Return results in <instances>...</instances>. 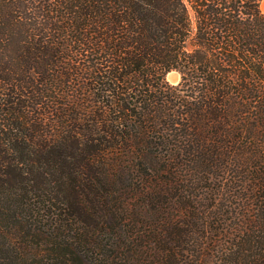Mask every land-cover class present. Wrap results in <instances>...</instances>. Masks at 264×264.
Listing matches in <instances>:
<instances>
[{
	"label": "rangeland",
	"instance_id": "obj_1",
	"mask_svg": "<svg viewBox=\"0 0 264 264\" xmlns=\"http://www.w3.org/2000/svg\"><path fill=\"white\" fill-rule=\"evenodd\" d=\"M262 3L0 0V264H264Z\"/></svg>",
	"mask_w": 264,
	"mask_h": 264
},
{
	"label": "bare ground",
	"instance_id": "obj_2",
	"mask_svg": "<svg viewBox=\"0 0 264 264\" xmlns=\"http://www.w3.org/2000/svg\"><path fill=\"white\" fill-rule=\"evenodd\" d=\"M262 6H263V3H262ZM263 7H264V6H263ZM263 7H262V8H263ZM172 80H173V78H172Z\"/></svg>",
	"mask_w": 264,
	"mask_h": 264
},
{
	"label": "trees",
	"instance_id": "obj_3",
	"mask_svg": "<svg viewBox=\"0 0 264 264\" xmlns=\"http://www.w3.org/2000/svg\"><path fill=\"white\" fill-rule=\"evenodd\" d=\"M157 18H158V16H157ZM160 20V19H159Z\"/></svg>",
	"mask_w": 264,
	"mask_h": 264
}]
</instances>
